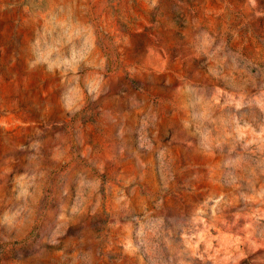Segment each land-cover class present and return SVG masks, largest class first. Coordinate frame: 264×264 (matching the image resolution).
<instances>
[{"label": "rangeland", "instance_id": "1", "mask_svg": "<svg viewBox=\"0 0 264 264\" xmlns=\"http://www.w3.org/2000/svg\"><path fill=\"white\" fill-rule=\"evenodd\" d=\"M0 264H264V0H0Z\"/></svg>", "mask_w": 264, "mask_h": 264}]
</instances>
